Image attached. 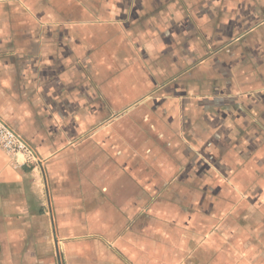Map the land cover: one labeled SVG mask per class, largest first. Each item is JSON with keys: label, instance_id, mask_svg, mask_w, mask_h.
Instances as JSON below:
<instances>
[{"label": "crops", "instance_id": "0c3cea01", "mask_svg": "<svg viewBox=\"0 0 264 264\" xmlns=\"http://www.w3.org/2000/svg\"><path fill=\"white\" fill-rule=\"evenodd\" d=\"M0 264H264V0H3Z\"/></svg>", "mask_w": 264, "mask_h": 264}, {"label": "built area", "instance_id": "2783aa9c", "mask_svg": "<svg viewBox=\"0 0 264 264\" xmlns=\"http://www.w3.org/2000/svg\"><path fill=\"white\" fill-rule=\"evenodd\" d=\"M0 146L11 154H24L28 160H37V155L31 145L1 117Z\"/></svg>", "mask_w": 264, "mask_h": 264}]
</instances>
